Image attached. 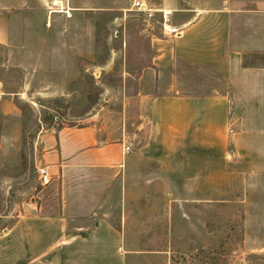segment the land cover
<instances>
[{"label": "crops", "instance_id": "obj_1", "mask_svg": "<svg viewBox=\"0 0 264 264\" xmlns=\"http://www.w3.org/2000/svg\"><path fill=\"white\" fill-rule=\"evenodd\" d=\"M53 1L67 15L135 9L133 0ZM146 5L138 11L149 25L163 23L169 11L177 33L143 30L151 54L145 62L124 61L120 108L40 134L38 166L48 168L49 183L58 182L61 203L52 209L40 202L20 213L0 233V264H128L123 228L104 216L86 225L93 208L69 201L70 173L109 171L128 182L147 155L178 196L264 198V0Z\"/></svg>", "mask_w": 264, "mask_h": 264}, {"label": "rangeland", "instance_id": "obj_2", "mask_svg": "<svg viewBox=\"0 0 264 264\" xmlns=\"http://www.w3.org/2000/svg\"><path fill=\"white\" fill-rule=\"evenodd\" d=\"M67 14L53 0H0V233L37 203H61L58 182L39 180L40 134L120 108L124 61L150 56L144 29L164 35L161 18L149 25L136 9ZM144 156L128 182L95 171L65 185L72 204L93 208L86 225L104 216L123 228L128 264H264L263 197L178 196Z\"/></svg>", "mask_w": 264, "mask_h": 264}, {"label": "built area", "instance_id": "obj_3", "mask_svg": "<svg viewBox=\"0 0 264 264\" xmlns=\"http://www.w3.org/2000/svg\"><path fill=\"white\" fill-rule=\"evenodd\" d=\"M133 8L137 10H147V5H146V0H133L132 4ZM163 27L166 33L168 34H176L177 33V28H175L171 24V17H170V12L169 11H164L163 12ZM131 146L126 145L124 148V152L126 154H129L131 152ZM38 175H39V180L41 184H47L51 180V174L48 170L47 167L45 166H39L38 167Z\"/></svg>", "mask_w": 264, "mask_h": 264}]
</instances>
